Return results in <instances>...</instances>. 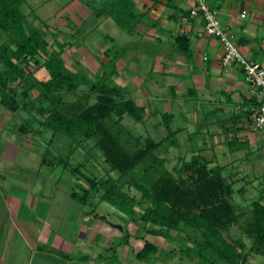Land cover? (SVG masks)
<instances>
[{"label":"crops","instance_id":"obj_1","mask_svg":"<svg viewBox=\"0 0 264 264\" xmlns=\"http://www.w3.org/2000/svg\"><path fill=\"white\" fill-rule=\"evenodd\" d=\"M49 1L53 0H45ZM63 1L70 11L54 24L59 40L68 43L62 53L66 65L126 90L128 98L145 108L143 122L149 134L164 124L165 114L170 115L180 149L177 165L201 156L209 168L220 167L235 190L230 196L235 213H248L242 209L248 202L260 200L264 205V129L253 130L250 119L260 97L239 64L223 63V45L205 34L204 18L191 16L195 0H132L141 17L130 31L110 16H96L78 0ZM207 2L234 34L240 52L264 66V0ZM88 11L97 21L86 16ZM88 17H93L90 25ZM179 36L187 42L176 41ZM185 43L187 51L180 47ZM23 133L24 144L38 149L30 142L31 130ZM4 146L0 155L13 148L10 143ZM39 162L57 169L51 160ZM25 168L31 171L37 164ZM63 174L52 170L44 176L38 170L7 185L8 176L0 174V264H166L159 253L166 240L171 251L175 241H195L190 229L172 230L169 237L149 233V228L160 226L131 219L99 199V191L93 190L90 200L82 202L64 185ZM146 241L157 249L142 259L139 253ZM244 248L238 251L244 253ZM244 264H264V251L252 252Z\"/></svg>","mask_w":264,"mask_h":264},{"label":"trees","instance_id":"obj_2","mask_svg":"<svg viewBox=\"0 0 264 264\" xmlns=\"http://www.w3.org/2000/svg\"><path fill=\"white\" fill-rule=\"evenodd\" d=\"M78 1L86 3L96 16H110L128 31L141 17L135 12L132 0ZM25 5L32 7L29 0H0V104L12 112L36 106L38 112L46 114L45 126L71 137L78 145L82 144L76 138L80 133L83 141L98 137L96 145L106 162L111 170L119 172L118 178L108 175L106 180L101 178L100 181L82 173L91 183L90 188L83 186V193L74 190L72 196L86 203L93 190L99 191L97 184L104 181L102 199L131 219L160 226L159 229L149 228V233L169 237L172 230L190 229L202 236L198 240L202 241L198 249L201 257L204 249L213 247L228 264H244L250 253L262 250L257 244L258 241L264 243V231H255L259 234L255 238L256 247L246 254L238 251L245 246L243 242L233 244L223 235V230L237 224L242 214L235 213L230 201L235 190L223 177L220 167L209 168L206 161L197 156L180 165L176 163L170 170L166 166L167 158L156 154L163 145H177V131L171 128L170 115H164L168 133L159 141L151 136L142 140V136H135L131 131H128L129 136H122L118 128L125 127L122 123L125 116L143 122L145 108L128 98L123 88L95 81L84 71L70 69L62 56L68 43L59 40L58 32L51 26L47 29L51 37L44 36L35 24L39 15L33 12L31 17V8L25 11ZM177 40L187 42L182 36L176 37ZM180 47L188 50L187 43ZM70 96H77L76 100H69ZM20 130L27 132L30 129L21 125ZM44 160L49 159L44 157ZM58 162L70 169L69 160L67 164L60 157ZM140 164H144L146 173L137 181L131 177V172ZM81 168L72 166L71 174H81ZM151 172L157 173L155 178L149 177L153 175ZM125 185H129V190ZM252 206L254 222L264 229V205L256 200ZM137 207L143 212L138 213ZM216 241L224 247L217 246ZM156 249L155 244L146 241L139 257L144 259Z\"/></svg>","mask_w":264,"mask_h":264},{"label":"rangeland","instance_id":"obj_3","mask_svg":"<svg viewBox=\"0 0 264 264\" xmlns=\"http://www.w3.org/2000/svg\"><path fill=\"white\" fill-rule=\"evenodd\" d=\"M61 1L58 2L56 0H53L47 3L45 2V0H29V3L32 5V7L29 5L24 6L25 11L27 8H31V17H33L34 15L33 12L39 15V19L35 24L44 36L47 35V38L49 36L47 29L50 26H56L53 31L60 32L57 29L58 26L54 23L55 21H59L60 17L63 16V13L67 15L68 11H70L69 7H64V1L63 5ZM79 3H83V5L88 6L84 2L79 1ZM88 13L91 12L88 11L87 14ZM86 16L93 15L91 13ZM69 17H71L72 20L75 21L76 16L71 14V16ZM93 17H88L89 19L87 23L89 25L92 24ZM96 19L97 17L95 16L94 20L97 21ZM30 20L33 21V18H30ZM51 22H53V24ZM59 29H62L61 26ZM34 94L36 95V92H34ZM76 97L77 96H70L68 98L69 100H76ZM5 112H8L6 116L4 115ZM45 116L46 114L42 115L37 111V107L34 105H30L27 109H20L17 112H12L0 104V138L6 141L5 143H0V152H2L3 149L6 148L4 144L10 143L11 145H13V148L11 150L8 149V151L5 152V155H0V158L4 159V162H1L0 160V174L8 176L7 182H5L6 185L10 183V180L14 182V179H18L23 175H32L38 170L40 174L44 176H48L53 170L58 174H63L65 172L63 174L64 179H62L64 185L71 190H75L80 193L83 186L90 188L91 184L86 177H83L82 173L86 174L93 180L98 178L97 181H100L101 178L103 180H106V177L108 175H111L114 178L119 177V172L111 170L110 164L106 162L105 156L103 155L100 148L96 145L98 137H92L87 141H83V134L80 133L76 136V138L78 141H81L82 144L78 145V143L74 142L71 137L62 133H55L51 128L45 126L43 124ZM122 123L125 127H119L118 130L122 132V136L125 135V137L129 136L130 134L128 131H131L135 136H142V140H144V138L147 136H152L156 141H159L168 133V128H166L165 124H163L162 126L153 128L152 132L149 134L146 130V122H135V120L130 116H125ZM21 125L29 127L32 135L34 134V137L30 136V142L36 145L38 149H30L29 145L24 144L25 142H23V139L26 136L24 135L23 131L20 130ZM130 148L133 150V145ZM179 152L180 149L179 147H177V145H163L156 150V154L158 156L167 158L166 166L170 170H173V167L176 165L177 154ZM4 156H6V158H3ZM12 156H15L16 159L14 157V159L9 160L8 158ZM44 157L46 159L53 160L51 161V163L57 166V169L54 170L53 165L50 164H43V166H41L39 160ZM60 157L65 160V163H67L66 161L69 160L70 164H67L70 169H72V166H81L82 175L79 172H77L78 176L73 175L71 174L72 172L70 171V169L66 168L64 165L61 166V164L58 162L60 160ZM23 161H25V164H23L25 166L22 165V163H24ZM54 161H56L58 164H55ZM147 161L149 162L150 160L148 159ZM35 162L37 164V168H35L37 169V171L35 169L30 171L29 169L25 168L29 165L34 166ZM1 163L4 166L2 170ZM49 165L50 167H48ZM59 167L61 169L66 168V171L58 170ZM145 173L146 172L144 164H140L131 172V177L135 178L138 181L139 179L144 177ZM151 173L153 174V172ZM154 174L150 175L149 177L153 178L154 176L155 178L157 173L155 172ZM13 176L14 178H12ZM75 178L80 179L79 181H76ZM149 181L150 179H148V182ZM104 183V181H101V183L97 184L100 193L103 189L101 185H103ZM125 188L129 190L130 187L129 185H125ZM132 189V191L136 192L135 187H132ZM238 197L239 194L234 195L235 200ZM99 199H102L101 194ZM239 199H241V197ZM242 209L247 210L248 213L240 215L241 217L239 218L238 224H235V227L231 226V228L226 232L224 231V235L227 237L225 238L229 239V241H232L233 244L239 243L240 241L244 242L246 247L244 248V253L246 254L249 253L252 247H256L255 238L257 239L259 234H257V232L255 231H264V229L260 228V226H258L254 222V220L256 221V217L253 212V206L250 202H248L246 206H242ZM252 224H254V227H251ZM251 230H254L255 233H249ZM192 233H194V235H197V237H195L196 241H193L192 245L188 244L187 241H175V247L173 246V251H171V248L169 247V241L166 240L164 245L159 246V253L162 258L165 259L166 264H228V262L220 258L219 252L216 251V249H214L213 247L204 249L201 254L202 257L199 256V243H201L202 241L198 240H201L202 236L198 235L194 231H191V234ZM262 243L263 241H258L257 245H261L260 248L264 251V243ZM215 244L217 246L221 245L217 241ZM221 247L223 248L224 245H221Z\"/></svg>","mask_w":264,"mask_h":264},{"label":"built area","instance_id":"obj_4","mask_svg":"<svg viewBox=\"0 0 264 264\" xmlns=\"http://www.w3.org/2000/svg\"><path fill=\"white\" fill-rule=\"evenodd\" d=\"M190 13L193 17L202 16L206 23V34L217 37L222 43L223 63L225 65L239 64L244 70L247 83L256 87L260 103L252 109L250 119L252 129L262 131L264 129V67L258 62L248 60L240 52L234 34L222 25L218 12L208 4L207 0H195ZM241 16L245 17L246 13L243 12Z\"/></svg>","mask_w":264,"mask_h":264}]
</instances>
